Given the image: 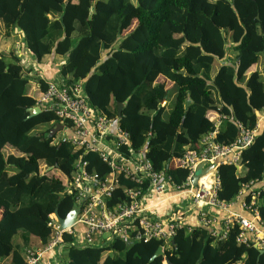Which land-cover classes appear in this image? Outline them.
Returning <instances> with one entry per match:
<instances>
[{"label": "trees", "instance_id": "16d2710c", "mask_svg": "<svg viewBox=\"0 0 264 264\" xmlns=\"http://www.w3.org/2000/svg\"><path fill=\"white\" fill-rule=\"evenodd\" d=\"M0 22L5 38L19 32L38 60L51 53L65 57L60 79L81 83L92 107L115 118L117 103L123 104L118 123L132 145L120 150L128 155L146 147L153 168L165 169L178 185L187 170L177 159L197 148L217 117L215 141L229 144L237 139L235 122L254 128L264 109V0H0ZM260 56V70H250ZM159 75L173 83L166 118L170 90L156 81ZM46 87L39 77L30 82L16 53H0V264L7 257L8 264H23L31 237L43 246L49 242L50 215L56 210L64 217L74 202L66 189L77 158L87 161L89 172L109 171L97 153L75 148L58 132L48 136L61 121L52 110L41 106L28 117ZM238 166V173L232 163L216 167L217 198L232 203L242 184L255 182L264 223V125ZM117 177L108 206L128 202L124 189L137 186ZM238 231L232 222L226 238L218 239L207 228L183 227L167 245L155 238L129 244L115 239L101 248L73 246V235L63 232L69 243L64 264H264V251L236 242ZM158 246L164 255L148 263Z\"/></svg>", "mask_w": 264, "mask_h": 264}, {"label": "built area", "instance_id": "2783aa9c", "mask_svg": "<svg viewBox=\"0 0 264 264\" xmlns=\"http://www.w3.org/2000/svg\"><path fill=\"white\" fill-rule=\"evenodd\" d=\"M37 103L36 106L40 108L42 106L52 110L56 117L61 119L59 123L62 124L63 120L69 122L70 127L63 126L69 131L67 137L71 139L72 145L83 149V152L97 153L109 167V171L100 176L87 170L86 160L81 157L75 160L66 192L74 198L73 203L79 207L76 221L73 226L60 229L56 214L50 215L52 236L49 242L42 245V249L25 248L23 264H38L47 249L55 251V264H64L59 258L61 251H65L69 243L63 241V232L73 235L74 239L70 244L77 247L101 248L113 239H121L129 244L132 241L146 242L154 238L161 239L167 245L176 231L183 227L189 232L193 227L201 226L207 228L212 236L225 239L232 222L239 227L236 242L264 251V223L261 222L255 205L258 195L255 182L242 184L236 197L244 194L240 205L250 213L251 219L229 213L221 220V227L215 229V216L204 210L206 207L227 210L232 204L217 198L220 181L216 167L221 163L238 166L242 150L252 143L257 134V125L254 128H246L235 122L238 128L237 139L229 144H221L215 141L220 118L217 117L216 127L200 138L197 148L186 149L177 159L179 167L187 170L185 180L178 185L172 181L165 169L153 168L150 160L145 157L146 148L129 149L128 155L120 150L123 146L130 148L128 132L119 126L117 117L107 116L86 101L81 83L66 85L60 78L49 79L46 90L37 98ZM199 164H203L202 168L209 165L214 167L205 170L194 185L192 179ZM118 174L128 177L137 186L124 189L128 202L118 201L108 206L107 200L113 196L118 186ZM261 182L264 185V179ZM168 188L184 192L191 202L199 207L196 225L184 223L181 209H176L166 218L160 219L152 217L142 206L141 200L145 195L150 192L162 193ZM246 195H249V201L245 200ZM103 235H107V238Z\"/></svg>", "mask_w": 264, "mask_h": 264}, {"label": "crops", "instance_id": "0c3cea01", "mask_svg": "<svg viewBox=\"0 0 264 264\" xmlns=\"http://www.w3.org/2000/svg\"><path fill=\"white\" fill-rule=\"evenodd\" d=\"M135 23L136 22H133V26ZM0 27L2 28L1 22H0ZM2 35H3V28H2V33H0V53L8 54L11 51L16 53L17 56L20 57L21 63L25 68L26 75L30 79L31 83L32 81H36L37 77H42V79L44 80L60 78L59 69H60V65L65 60V57L56 56L54 55V53H51L49 55H46L42 59L38 60L29 51L25 50L24 45L21 42V34L19 32L16 31L14 35H12L9 38L1 39ZM260 64H261V58H259V63L257 65H254L250 70H255V69L260 70L261 68ZM156 81L165 82L166 87L168 88V90H170L168 98L165 99V104H164L165 106L164 117L166 118L168 112L172 107L173 83L162 75H159L156 78ZM263 125H264V109L260 112H257V128H258L257 133L260 132ZM240 169L241 167L236 166L237 173L240 171ZM256 186L258 185L256 184ZM243 196L244 194L236 198L232 202V204L227 208V210H216L209 207H206L204 209L207 211L208 214L215 216L216 218L215 229H219L221 227V223H222L221 220L224 219L229 213L239 214L243 217L251 219L250 213L241 208L240 203ZM141 204L143 207L146 208L147 212L152 217L160 218V219L166 218L169 214H171L172 211L176 209H181L183 211L181 216L184 223H186L187 225L189 224L191 226L197 224L199 207L195 206L191 202L190 198L184 192L174 190L173 188H168L164 192L158 194L150 192L142 198ZM113 240L108 241V243H105L103 246L110 244L111 241ZM29 245L31 248L34 249L43 248V246L40 244V241L35 237L30 238ZM56 259L57 257L55 251L53 249H47L44 250V253L40 257V261L38 264H55ZM59 259H61L64 263L65 260L64 250L61 251V256ZM4 261L5 263L8 264L10 262V257H7Z\"/></svg>", "mask_w": 264, "mask_h": 264}, {"label": "water", "instance_id": "95a60500", "mask_svg": "<svg viewBox=\"0 0 264 264\" xmlns=\"http://www.w3.org/2000/svg\"><path fill=\"white\" fill-rule=\"evenodd\" d=\"M93 12H94V8H93ZM256 17H258V16H256ZM179 72L181 74H185V70L184 69L179 70ZM187 103L185 105V108L187 107ZM122 107H123V104L118 102L117 103V110H116V117L118 119L121 118V109H122ZM27 110L30 112L28 117L34 116V115L38 114L41 111L39 106H33L31 108H28ZM63 130H65L63 124L56 123L53 127H51L49 129L48 136H53L57 132H60V131H63ZM66 131L69 133L68 130H66ZM174 147H175V142H174V144L172 146V152L174 150ZM202 166H203V164H199L198 167L195 170V173H194L193 179H192V183L194 185L197 184V181H198L199 177L201 176V174H203L205 172V170L211 169V168L214 167V165H209V166H207L205 168H202ZM78 211H79V207L75 203L72 204L70 210L68 211V213L64 217H60L58 215L57 211L55 210L54 213L56 214V219H57V222H58V225H59L60 229H65V228L73 226V224L76 221V215H77ZM258 251H259V253L263 252V250H260V249H258ZM163 255H164V251H163L162 246H158L155 249V251L153 252V254L151 255V257L148 259V263H150L154 258H156L158 256H163Z\"/></svg>", "mask_w": 264, "mask_h": 264}, {"label": "rangeland", "instance_id": "374dc122", "mask_svg": "<svg viewBox=\"0 0 264 264\" xmlns=\"http://www.w3.org/2000/svg\"><path fill=\"white\" fill-rule=\"evenodd\" d=\"M0 33H2V28H1V27H0ZM2 38H5V37L2 35L1 39H2ZM260 58L262 59L261 56H260ZM67 135H68V132H67L66 130H63V131L58 132L57 137H58V138H64V137H66ZM103 237H104V238H107V235H103ZM103 253H104V252H103ZM106 253L113 254V253H116V252L113 251V250H110V251H108V252H106Z\"/></svg>", "mask_w": 264, "mask_h": 264}, {"label": "bare ground", "instance_id": "6f19581e", "mask_svg": "<svg viewBox=\"0 0 264 264\" xmlns=\"http://www.w3.org/2000/svg\"><path fill=\"white\" fill-rule=\"evenodd\" d=\"M130 145H132V142H131V144ZM124 149V148H123ZM124 151V150H123ZM123 153H125V152H123ZM118 175H120V174H118ZM108 201V200H107ZM111 206V205H110ZM156 240V239H155Z\"/></svg>", "mask_w": 264, "mask_h": 264}]
</instances>
